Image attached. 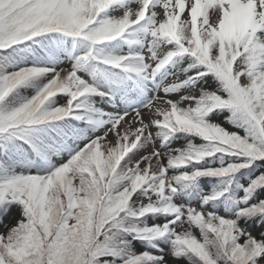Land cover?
<instances>
[{
    "label": "snow or ice",
    "instance_id": "6c2138e0",
    "mask_svg": "<svg viewBox=\"0 0 264 264\" xmlns=\"http://www.w3.org/2000/svg\"><path fill=\"white\" fill-rule=\"evenodd\" d=\"M0 264H264V0H0Z\"/></svg>",
    "mask_w": 264,
    "mask_h": 264
},
{
    "label": "trees",
    "instance_id": "16d2710c",
    "mask_svg": "<svg viewBox=\"0 0 264 264\" xmlns=\"http://www.w3.org/2000/svg\"><path fill=\"white\" fill-rule=\"evenodd\" d=\"M197 142H199V141H197ZM254 234H257L256 232H254Z\"/></svg>",
    "mask_w": 264,
    "mask_h": 264
},
{
    "label": "rangeland",
    "instance_id": "374dc122",
    "mask_svg": "<svg viewBox=\"0 0 264 264\" xmlns=\"http://www.w3.org/2000/svg\"><path fill=\"white\" fill-rule=\"evenodd\" d=\"M129 119H131V117H129Z\"/></svg>",
    "mask_w": 264,
    "mask_h": 264
}]
</instances>
